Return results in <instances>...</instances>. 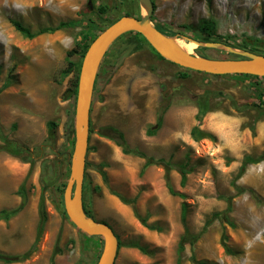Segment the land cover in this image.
<instances>
[{
  "label": "rangeland",
  "instance_id": "374dc122",
  "mask_svg": "<svg viewBox=\"0 0 264 264\" xmlns=\"http://www.w3.org/2000/svg\"><path fill=\"white\" fill-rule=\"evenodd\" d=\"M89 1L0 0V132L25 149L22 156L0 150V211L21 205L22 185L26 197L20 213L0 221V253L20 255L31 249L41 196L48 215L36 252L14 264H50L55 251V264H97L102 254L103 242L88 239L65 211L62 191L71 173L76 101L68 92L73 76L64 71L68 52L91 35L88 19L108 25L126 13L141 18L143 11L138 0ZM154 4L153 25L195 41V55L241 56L209 48L204 37L183 28L197 27L205 19L215 22L217 35H231V43L244 47L234 49L264 55V0ZM12 21L33 33L79 23L27 39ZM209 40L226 45L216 37ZM127 43L125 37L112 45L98 73L102 79L93 95L84 184L85 204L93 217L108 223L122 243L115 264H177L186 230L198 239L186 245L182 264H264V160L248 165L237 179L246 156L264 154V105L251 86L264 81L188 71L160 59L148 46L130 52ZM255 43L262 48L256 49ZM80 58L78 53L71 60ZM181 73L189 77L181 78ZM162 113V125L155 129ZM50 122L56 125L51 132ZM108 127L121 131L128 147L145 158L124 154L105 136ZM195 127L214 140H194ZM150 129L157 133L148 135ZM146 158L155 163L146 167ZM181 166L188 173L184 186ZM135 211L155 229L144 226ZM216 214L220 216L214 218Z\"/></svg>",
  "mask_w": 264,
  "mask_h": 264
},
{
  "label": "water",
  "instance_id": "95a60500",
  "mask_svg": "<svg viewBox=\"0 0 264 264\" xmlns=\"http://www.w3.org/2000/svg\"><path fill=\"white\" fill-rule=\"evenodd\" d=\"M138 1L143 11L141 18L125 15L101 32L87 49L79 75L74 121V151L70 159V179L63 198L65 211L70 222L87 236L103 239V250L97 264H115L120 243L118 235L109 224L100 222L86 214L83 200L95 83L104 57L111 46L124 34L138 32L144 36L161 57L182 68L216 76L251 75L264 77V55L238 51L230 46L212 42L206 43V46L225 48L244 58L211 59L193 53H185L174 42L175 39L179 38L169 37L153 25L152 16L155 11V4L152 0ZM90 4L91 0L89 1ZM188 40L196 43L193 40Z\"/></svg>",
  "mask_w": 264,
  "mask_h": 264
},
{
  "label": "trees",
  "instance_id": "16d2710c",
  "mask_svg": "<svg viewBox=\"0 0 264 264\" xmlns=\"http://www.w3.org/2000/svg\"><path fill=\"white\" fill-rule=\"evenodd\" d=\"M152 2L154 3V0H152ZM88 8H90V6H88ZM101 9L103 10V8H101ZM126 16H132V15L130 13H126ZM12 23H13V26L15 27V29L22 36H24L27 39H34V38H36L37 36H39L41 34L50 33V32L52 33V32H55L57 30H60L62 28L69 27V26H72V25H76L79 22L72 23V24L71 23H61L56 28L43 29V30H40L37 33H33L29 28L25 27L19 21H12ZM113 23H110L108 25H102L99 22L93 20L92 18L91 19H88L86 31H88V33H90L91 35L90 36H85L83 38L82 42L77 45V48H75V49H73V50H71V51L68 52V68L64 71V74L67 75V76H69V75H72L73 76L72 79H71V82H70V88L68 89V92H69V95L71 97H74L75 101H76L77 92H78L79 75H80L82 61L84 59L85 53H86L87 49L89 48V46L91 45V43L97 38V36L101 32H103L107 27H109L111 24H113ZM155 27L157 29H159L161 32H163L164 34H166L167 36H169V37L181 38L180 37V34L178 32H174V31H169L168 32L167 30H164L162 27H159V28L157 26H155ZM183 28L188 29L190 31H193L194 33H196V34L204 37L205 38V40H203L204 43H209V42H211L209 39H212L213 37H216L218 41L220 40L222 43L226 44L227 46H231L233 48H236V47H238V48H244L242 44H239V43L238 44L231 43V41L233 39V37L231 35H227L225 37H222V36L217 35V32H216V24L212 20H206V19L205 20H202L197 27L191 26V28H193V29H191L188 26H185ZM125 37H128V43L126 44V46L130 50V52H135V51H138V50L144 48L145 46H148V47H150V49L154 53L157 54V56L160 59L165 60L163 57H161L154 50V48L148 43V41L144 38V36L142 34L138 33V32H129V33L124 34L123 36H121L113 44V46L118 41H120L121 39H123ZM182 38L185 39L184 37H182ZM185 40L187 42H189L188 39H185ZM247 40L248 39H246L245 42H247ZM258 44L259 43H255V48L256 49L259 48V47L262 48ZM113 46H111V48ZM78 53H81L80 61L79 62L72 61L71 58L74 55H77ZM242 58L243 57L238 56L236 59H242ZM187 70L188 71H192V70H189V69H187ZM199 73H201V72H199ZM235 76L249 77V78H252V79L264 81V77H256V76H251V75H235ZM180 77L181 78H187V77H189V75L187 73H181L180 74ZM101 79H102V76L100 74H98L97 80H96V83H95L94 96L96 94V90H97V87H98L99 82L101 81ZM252 84L253 85H251V86H252L253 90H255L258 99L261 100V103L264 105V83L263 82L255 81ZM200 114H201V112H200ZM163 115H164V113H162L160 115L159 119H158V127H161V125H162ZM55 126L56 125L53 122L48 123V128H49L50 132L54 130ZM105 131L108 134H106V135L104 134V135L105 136H108L111 139H114L117 142V144L120 147H122V151H123L124 154H135L137 156H140V157L145 158V155L143 153H141L139 151H133V150H131L128 147V145L126 143L125 136H124V134L121 131H119L118 129L112 128V127L106 128ZM72 133L75 135L74 129H73V132ZM156 133H157V130H153V129L151 130L150 129L148 131V135H150V136H154ZM192 137L196 141H199L202 138H210V139H213L214 140V137L212 135L205 134V133H200L197 127H195L192 130ZM0 141L5 144L4 146H1L0 147V150H4L7 153H9L10 155H13V156H22L24 154V152H25V149L24 148L19 147L17 144H14L13 142L8 141L7 137H5L1 132H0ZM74 143H75V137H74L73 145H74ZM146 160H147L146 161V167L147 166H150L153 163H155L154 160L151 159V158H146ZM262 160H264V154L261 155L258 158H252L251 156H246L243 159V162H242V165L240 167V170H239L237 179H240L244 175V173H245L246 168H247L248 165L254 164V163H258V162H260ZM161 162H163V161H161ZM187 174L188 173L186 171V166H181V179H182L181 183H182V186H184L186 184ZM102 175H103V178L105 180H107L106 173H102ZM237 188H238V190H241L238 186H237ZM21 191H22V194H23V196H22L23 201H22L21 205L18 208H16V209H12V210L3 209V210H1L0 211V221H9V220H11L13 217H15L18 213H20L25 208V205H26V197H25V194L23 193L24 192V186L23 185L20 187V192ZM170 191L172 192V194H176L171 189H170ZM62 192H64V191H62ZM178 195H180V197H182V198L184 197V195H182V194H178ZM118 196L122 199L123 202H128V200L126 198L121 197L120 195H118ZM84 208H85L86 214L89 217L94 218L93 215H92L91 209L86 204H84ZM185 208L186 207L183 205V207H182V219H183V221H185V218H186V209ZM230 209L231 208H229L227 212H229ZM135 216L147 228H149V229H155L153 226L147 224V217H145V218L142 217L137 211H135ZM219 216L220 215H217L216 214L214 216V218H218ZM47 220H48V215H47V211H46L44 197L41 196L40 202H39V221H38V224H37V231H36V240H35V243L31 247V249H29L24 254H20V255H8V254L0 253V262H3L5 264H14V263H19V262H23V261L28 260L33 255V253L36 252L37 245L40 242V240L42 238V235L44 233ZM209 223H211V220H209L207 222L206 226ZM87 238L88 239H93L95 237H88L87 236ZM98 239L103 242V239L101 237H98ZM197 239H198V236L190 235L187 232V230L185 231V233L181 237L180 242H179V245H178V261H177V264H182V262H181L182 261V254L186 250V245L187 244L194 245ZM121 244L122 243L120 242L119 243V249L121 247ZM131 246L132 247H135V248H138L140 251H142L144 253L146 252V249L143 248V247H141L138 244H133ZM224 248H225V250L227 252H230V248H229V246L225 242H224ZM57 255H58V253L55 251L53 253L52 257H51L50 264H55V257ZM193 260L195 261L194 258H193ZM197 264H206V263L198 262Z\"/></svg>",
  "mask_w": 264,
  "mask_h": 264
},
{
  "label": "bare ground",
  "instance_id": "6f19581e",
  "mask_svg": "<svg viewBox=\"0 0 264 264\" xmlns=\"http://www.w3.org/2000/svg\"><path fill=\"white\" fill-rule=\"evenodd\" d=\"M174 42L182 51L187 54H192L195 50V45L191 42H187L181 39H175Z\"/></svg>",
  "mask_w": 264,
  "mask_h": 264
},
{
  "label": "flooded vegetation",
  "instance_id": "af4514ba",
  "mask_svg": "<svg viewBox=\"0 0 264 264\" xmlns=\"http://www.w3.org/2000/svg\"><path fill=\"white\" fill-rule=\"evenodd\" d=\"M88 5H89V4H88ZM157 27H158V26H157ZM158 28H159V27H158ZM85 190H86V186H84V193H83L84 204H85V198H84V197H85V196H84V195H85Z\"/></svg>",
  "mask_w": 264,
  "mask_h": 264
},
{
  "label": "clouds",
  "instance_id": "9594fccd",
  "mask_svg": "<svg viewBox=\"0 0 264 264\" xmlns=\"http://www.w3.org/2000/svg\"><path fill=\"white\" fill-rule=\"evenodd\" d=\"M90 130H91V125H90ZM104 223V222H103ZM108 224V223H107ZM119 238V237H118Z\"/></svg>",
  "mask_w": 264,
  "mask_h": 264
},
{
  "label": "crops",
  "instance_id": "0c3cea01",
  "mask_svg": "<svg viewBox=\"0 0 264 264\" xmlns=\"http://www.w3.org/2000/svg\"><path fill=\"white\" fill-rule=\"evenodd\" d=\"M87 179V178H86ZM85 186V185H84ZM85 196V195H84ZM106 223V222H105Z\"/></svg>",
  "mask_w": 264,
  "mask_h": 264
}]
</instances>
